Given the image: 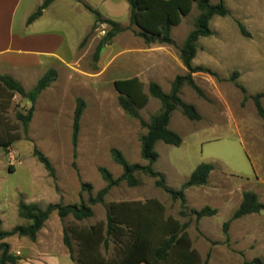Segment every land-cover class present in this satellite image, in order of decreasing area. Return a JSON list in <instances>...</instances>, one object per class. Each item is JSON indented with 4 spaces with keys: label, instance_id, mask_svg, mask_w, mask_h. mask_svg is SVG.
I'll use <instances>...</instances> for the list:
<instances>
[{
    "label": "rangeland",
    "instance_id": "1",
    "mask_svg": "<svg viewBox=\"0 0 264 264\" xmlns=\"http://www.w3.org/2000/svg\"><path fill=\"white\" fill-rule=\"evenodd\" d=\"M86 1L101 11L103 17L119 22L123 30L106 42L98 55V47L111 26L106 22L96 24L95 15L85 10L83 21L86 24L95 21L75 61L72 65L58 67L57 79L34 105L27 132L20 126L21 139L9 149L0 148L2 228L10 230L30 223L19 215L20 200L35 202L41 207L59 202L88 204L89 195L96 196L108 185L100 167L107 168L115 179L123 173V167L113 157V148L120 149L130 163L144 166L149 163L141 154V136L148 132L141 118L150 122L151 117L161 111V101L149 93L150 82L145 81L144 90L150 100L139 110L141 118L133 117L120 105L119 92L114 85L116 79L135 75L136 68L142 66L145 59L148 61L144 63L151 64L153 78L155 71L160 73L164 67L156 63L162 56L172 79L190 74L196 87L185 79L179 95L194 104L202 116L200 120H190L180 107L172 112L169 127L181 135L183 142L175 146L158 141L155 149L159 157L153 169L162 173L166 185L175 190L183 189L198 164L209 162L214 169L206 184L183 189L184 198H175L158 186L159 177L137 171V185L122 180L112 186L103 202L92 205L93 216L87 219L76 221L72 216L62 219L55 210L45 221L36 241L18 234L3 240L25 251L16 264H27L36 249L59 251L61 248L69 252L64 243V228L73 223L90 226L106 222L112 202L149 198L159 199L167 215L187 224L193 247L206 264L263 261L264 211L239 218L233 215L246 191L255 192L264 202V119L254 99L264 91V0H211L212 4L223 2L229 13L213 16L209 24L212 34L198 38L191 60L193 70L184 63L181 48L201 12L197 4L172 28L173 43L147 44L137 33L139 27L132 21L127 0ZM39 2L23 0L19 13H26ZM239 23L249 35L242 33ZM178 58L184 65L180 68L176 67ZM41 74L22 81L27 91L33 90ZM156 77L159 80L156 82L170 92L174 80L161 74ZM78 98L84 99L86 106L75 146L73 121ZM260 100L264 107V96ZM30 107L31 102L17 94L8 116L18 123L16 113H26ZM35 147L50 159L55 178L34 155ZM84 183L91 187L84 188ZM205 207L216 212L199 216L196 211ZM226 222H229L227 232L224 230ZM74 249H77L76 244ZM101 250L110 258L117 254L111 240L107 247L102 245Z\"/></svg>",
    "mask_w": 264,
    "mask_h": 264
},
{
    "label": "trees",
    "instance_id": "2",
    "mask_svg": "<svg viewBox=\"0 0 264 264\" xmlns=\"http://www.w3.org/2000/svg\"><path fill=\"white\" fill-rule=\"evenodd\" d=\"M52 1L45 0L29 17V22L42 15L44 9ZM127 1L131 8L132 21L139 27L137 33L144 38L147 44L154 42L173 43L172 28L179 25L183 17L189 15L194 5L197 4L201 12L195 20L194 29L181 48V57L190 70L194 69L191 67V60L196 53L198 38L212 34V29L209 26L210 20L215 15L229 13L223 2L212 4L211 0ZM85 7L95 15L96 24L106 22L111 26L104 41L98 47L97 54L99 55L106 42L121 32L123 27L119 22L103 17L101 12L91 5L85 4ZM239 26L244 35H249L241 23H239ZM57 77V70L50 68L38 80L33 90L27 91L24 85L13 76L0 75V148L9 149L16 141L21 139L20 126L27 132L38 97ZM185 79L195 86L190 74L186 76L178 75L170 92L164 91L163 87L156 81L149 83V93L161 101V111L154 114L150 122L143 120L139 113V110L145 107L150 100L148 93L144 90V83L137 76L116 79L114 84H116L119 92L120 105L129 115L141 118L142 124L148 128V132L141 136V154L149 163L145 166L139 163H130L120 149L113 148L111 150L113 157L123 167V173L115 179L107 168L100 167V172L108 185L101 189L96 196L89 195L88 204L84 202L80 204H63L59 202L41 207L38 203H27L20 200L19 215L29 220L30 223L27 225L19 224L11 230H5L2 228V219L0 218V250H2L0 264H16L21 258L11 252L10 244L3 241L5 238L18 234L36 241L45 221L55 210L62 219L72 216L74 220L81 221L93 216L92 205L103 202L104 196L112 186L117 185L122 180H126L130 185L139 183L135 174L137 171H144L152 176L159 177L157 185L170 192L175 198H184L183 189L187 187L206 184L209 174L214 169V165L209 162L198 164L181 190L168 187L164 175L153 169V164L159 157L155 149L158 141L161 140L175 146H179L183 142L181 135L169 127L172 112L180 107L190 120H200L202 118L197 107L184 101L179 95L181 84ZM16 94H20L31 102V107L26 113H16L18 123H14L8 116V111ZM263 96L264 91L257 94L254 99L258 112L264 119V107L260 100ZM85 106V100L78 98L73 121L75 146L77 145ZM34 155L45 165L49 175L55 178V170L50 159L36 147L34 148ZM83 186L84 188L91 187L90 184L85 183ZM262 211H264V202L259 200L255 192L246 191L233 218ZM215 212V209H209V207L196 211L199 216L206 213L214 214ZM224 226V230L227 232L229 222H226ZM186 228V223H182L178 218L166 214L165 205L157 198H149L145 201L125 200L112 202L109 205L106 222H99L90 226L73 223L65 227L64 243L68 247L70 257L75 264H206L207 261H203L199 252L193 247L190 233ZM109 240L113 241L117 247V254L111 258L105 256L101 250L102 245L105 247L109 245ZM74 243L77 246L76 250L74 249ZM257 260L258 264H264V260Z\"/></svg>",
    "mask_w": 264,
    "mask_h": 264
},
{
    "label": "crops",
    "instance_id": "3",
    "mask_svg": "<svg viewBox=\"0 0 264 264\" xmlns=\"http://www.w3.org/2000/svg\"><path fill=\"white\" fill-rule=\"evenodd\" d=\"M44 1L40 0L34 8L29 11L25 10L26 13H19L23 0H0V75H11L23 84V80L36 73L39 75L42 73L41 78L48 69L58 70L59 66L72 65L75 61L78 49L95 21L90 24L83 21L84 12L88 10L85 4H91L86 0H53L44 9L42 15L29 22V17ZM101 14L103 13L101 12ZM144 61L142 66L136 68V74L133 75L139 77L144 83V89L145 81L159 82L156 76L160 74L174 80L171 78L168 68L165 69L168 65L165 67L164 56L156 60L157 66L164 67L161 68L160 73L155 71V78L151 76V64H146ZM181 66L184 65L178 58L176 67L180 68ZM164 91L166 90L164 89ZM6 242L10 244L11 252L19 256L25 255L24 250L11 245L9 241ZM58 250L41 251L36 249L32 258L28 257L27 264H35L36 261L41 264H75L66 249ZM42 258L46 261H42Z\"/></svg>",
    "mask_w": 264,
    "mask_h": 264
},
{
    "label": "water",
    "instance_id": "4",
    "mask_svg": "<svg viewBox=\"0 0 264 264\" xmlns=\"http://www.w3.org/2000/svg\"><path fill=\"white\" fill-rule=\"evenodd\" d=\"M115 85V88L117 89V86H116V84H114Z\"/></svg>",
    "mask_w": 264,
    "mask_h": 264
}]
</instances>
